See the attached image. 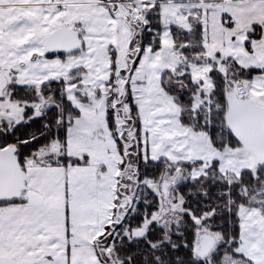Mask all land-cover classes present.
<instances>
[{"label": "snow or ice", "instance_id": "obj_1", "mask_svg": "<svg viewBox=\"0 0 264 264\" xmlns=\"http://www.w3.org/2000/svg\"><path fill=\"white\" fill-rule=\"evenodd\" d=\"M76 3L0 0V264H264V0Z\"/></svg>", "mask_w": 264, "mask_h": 264}, {"label": "crops", "instance_id": "obj_2", "mask_svg": "<svg viewBox=\"0 0 264 264\" xmlns=\"http://www.w3.org/2000/svg\"><path fill=\"white\" fill-rule=\"evenodd\" d=\"M65 3L69 4V6L71 8H74L76 9V12H74L72 14V18L73 19H84V20H91L93 19V17H99V12L98 10H96L95 8H91V10H89L90 6L89 5H84V4H79V3H76V0H64ZM55 5H53L54 7ZM128 7H131V5H129ZM80 9H84L83 12L80 11ZM227 12H232L234 18H235V12L232 8H226ZM224 12V10H223ZM65 15H69V13H61L60 15L56 16L53 20H52V23L53 24H56L62 16H65ZM215 17V22H214V25L213 26V30L217 33H219V31L222 29V23H221V14H218V15H213V13L211 14V17L210 19L212 20V18ZM105 23H110L113 25V30H115L116 27H119V24L117 21H114V20H108V21H105ZM68 28L72 29V26L71 24L68 25ZM92 30H97V31H103L102 28H98V29H90V31ZM121 35H124L125 38L126 36H128L129 38H131L132 36V31L130 30V27L129 25H125L121 28ZM122 39V38H121ZM113 42H117L116 40H113ZM126 42H124L123 44L125 45ZM126 46V45H125ZM128 47V46H127ZM119 174V173H118Z\"/></svg>", "mask_w": 264, "mask_h": 264}, {"label": "rangeland", "instance_id": "obj_3", "mask_svg": "<svg viewBox=\"0 0 264 264\" xmlns=\"http://www.w3.org/2000/svg\"><path fill=\"white\" fill-rule=\"evenodd\" d=\"M223 10L225 11L226 8L220 7L218 11L213 12V15L215 16V15H218V14H222ZM233 10H234V9H233ZM136 11L138 12V10H136ZM238 11H239V10H234V12H235V18H237V19H239L238 15H237V12H238ZM124 14H125V15H128L127 13H124ZM214 19H215V17H213L212 20H211L212 25H214V22H215ZM119 27H120V25H119ZM121 38H122V40H123L124 42H126V43H125L126 46L123 44V48H122V51H121V55H120V57L118 58V63H119V65H120V67H125V66H126V65H125V58H126V53H127V51H128V47H127V46H128V43H127V41H129L131 38H129L128 36H126V38H125L124 35H121ZM103 64H104L105 67H107V66H109L110 62L107 61V60H104V61H103ZM103 78H104V79H107V76L105 75ZM126 112H127V109H126ZM122 123H123V122H121V126H122ZM109 143H110V146L115 150V144L112 143L111 141H109ZM103 160H104L105 163H108V164L110 165V171H111V168L115 167V163H117V162H121V161H120V157L118 156V154H115V153H114V155L111 156V157H108V156L105 155V156L103 157ZM97 170H99V169H97ZM118 173H119V174H118ZM119 175H120V171H119V169H117V170L114 172V176H119ZM112 187H113L114 190H117L115 184H113ZM96 238H98V236H97Z\"/></svg>", "mask_w": 264, "mask_h": 264}, {"label": "trees", "instance_id": "obj_4", "mask_svg": "<svg viewBox=\"0 0 264 264\" xmlns=\"http://www.w3.org/2000/svg\"><path fill=\"white\" fill-rule=\"evenodd\" d=\"M131 23H132V22H129V27H130ZM131 31H132V36H133V32H134L135 30H134V29H131ZM132 36H131V38H132ZM125 112H126V109H125ZM120 175H121V172H120ZM117 190H118V189H117Z\"/></svg>", "mask_w": 264, "mask_h": 264}, {"label": "water", "instance_id": "obj_5", "mask_svg": "<svg viewBox=\"0 0 264 264\" xmlns=\"http://www.w3.org/2000/svg\"><path fill=\"white\" fill-rule=\"evenodd\" d=\"M72 29L69 28V31H71Z\"/></svg>", "mask_w": 264, "mask_h": 264}]
</instances>
